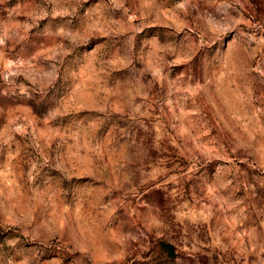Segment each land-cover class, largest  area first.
<instances>
[{
  "label": "rangeland",
  "instance_id": "1",
  "mask_svg": "<svg viewBox=\"0 0 264 264\" xmlns=\"http://www.w3.org/2000/svg\"><path fill=\"white\" fill-rule=\"evenodd\" d=\"M0 264H264V0H0Z\"/></svg>",
  "mask_w": 264,
  "mask_h": 264
}]
</instances>
